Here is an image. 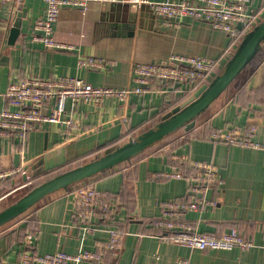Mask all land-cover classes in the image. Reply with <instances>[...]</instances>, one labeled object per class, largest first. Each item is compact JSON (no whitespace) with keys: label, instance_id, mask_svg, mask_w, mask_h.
Wrapping results in <instances>:
<instances>
[{"label":"crops","instance_id":"obj_1","mask_svg":"<svg viewBox=\"0 0 264 264\" xmlns=\"http://www.w3.org/2000/svg\"><path fill=\"white\" fill-rule=\"evenodd\" d=\"M253 5L260 22L264 19V0H253ZM45 9V0H0V110L8 107L5 93L14 80L72 75L94 85L122 87L130 80L134 61L160 60L173 53L217 59L198 88L221 74L245 36L232 38L210 22L192 18L178 25L163 24L147 5L138 12L131 3L94 1L85 11L62 8L54 36L73 47L54 49L34 39V23ZM16 21L20 22L19 34L11 40L10 29ZM81 53L106 56L117 63L106 70L81 68ZM180 95L168 88L133 95L128 104L107 99L99 105L80 102L74 110L69 104L68 110L80 120L69 133H63L59 124L44 123L30 130L23 143L0 137L4 168L22 166L30 175L27 178L16 173L0 179V212L49 179L44 178L51 173L137 139L161 121L172 109L168 103ZM251 126L264 141V40L250 62L196 117L186 142L172 144L187 134L180 127L131 159L51 192L0 224V264H20L25 230L37 231L34 250L38 253L77 252L81 246L94 248L97 240L107 239L112 226L124 231L119 256L106 257L102 264H150L155 255L160 256L158 264H264V150L208 137L216 127L243 131ZM61 148L68 161L42 172L44 164L60 160L62 153L57 151ZM46 154L51 155L48 161ZM197 162L217 165L224 182L208 193L216 203L188 210L185 224L217 234L236 228L253 240L252 247L192 250L167 242L166 231L154 224L162 214L163 202L188 200L185 179L160 173L176 168L190 173ZM88 183L113 193L118 206L96 219V228L84 234V225L74 216L72 187Z\"/></svg>","mask_w":264,"mask_h":264},{"label":"built area","instance_id":"obj_2","mask_svg":"<svg viewBox=\"0 0 264 264\" xmlns=\"http://www.w3.org/2000/svg\"><path fill=\"white\" fill-rule=\"evenodd\" d=\"M7 1V0H1ZM94 1L121 2L134 4L137 11L143 4L161 18L163 24H180L185 18L204 20L232 38H240L249 32L258 21V10L253 0H45L46 9L34 23V39L46 47L71 49L55 39V23L62 8L72 7L85 11ZM116 60L106 56L79 54L81 68L106 70L116 64ZM217 64V59L204 55L173 53L167 58L154 61H134L131 77L122 87L94 85L79 76L59 75L51 78L34 76L25 80L11 81L5 96L8 107L0 110V137L7 140L25 142L30 130L40 124H59L63 133H69L79 125V118L72 110L80 102L102 104L107 99L128 104L133 95L147 92L166 91L168 88L180 93L202 83ZM210 139L229 145L264 150V141L257 138L256 127L243 131L216 127L210 132ZM186 160V159H185ZM194 164H192L193 166ZM193 172L185 173L179 169L161 172L165 177L183 178L187 182L188 200L179 203L168 200L162 204V214L154 221L156 226L166 231L164 239L174 245L185 246L192 250L231 249L236 246L248 249L254 245L252 239L245 237L236 228L220 234L204 232L186 225L184 216L188 210H196L213 205L215 200L208 193L222 185L224 177L217 165L212 162H197ZM16 173L30 175L22 166L4 168L0 157V179ZM74 194V216L82 222L83 232L96 228V219L111 213L118 206V198L111 192L98 189L94 184L72 187ZM109 237L97 240L94 248L81 246L77 252L56 250L38 253L34 246L38 239L35 230H25L20 251V264H81L84 261L102 264L106 257L118 258L120 242L124 231L118 227L109 228ZM160 256L155 255L150 264H158Z\"/></svg>","mask_w":264,"mask_h":264},{"label":"water","instance_id":"obj_3","mask_svg":"<svg viewBox=\"0 0 264 264\" xmlns=\"http://www.w3.org/2000/svg\"><path fill=\"white\" fill-rule=\"evenodd\" d=\"M143 6H146V4H143L141 8ZM19 25L20 22L16 21L11 27V40H15L18 36ZM263 40L264 19L245 34L240 46L221 74L216 76L211 82L203 83L189 97L165 113L155 127L141 133L137 139H131L113 150L105 151L104 154L98 155L87 163L78 165L47 179L18 201L2 210L0 212V224L21 214L51 192L66 188L71 184L131 159L180 127H184L185 130L192 129L196 124V117L226 89L239 72L250 62L259 50ZM63 150L61 148L57 151L58 153H62L60 160L54 164L47 162V164L42 166V172L52 170L54 167L65 164L68 161ZM50 156V154H46L44 156L45 160L48 161Z\"/></svg>","mask_w":264,"mask_h":264},{"label":"trees","instance_id":"obj_4","mask_svg":"<svg viewBox=\"0 0 264 264\" xmlns=\"http://www.w3.org/2000/svg\"><path fill=\"white\" fill-rule=\"evenodd\" d=\"M224 71V70H223ZM222 71V72H223ZM201 83H198L196 85H194L193 87H191L188 91L182 93V95L178 96L177 98L173 99L171 102H169L168 108L170 107H174V105L176 106L178 103L182 102L184 99H186L187 97H189L197 88V86H199ZM166 108V109H168ZM192 130H187V134L185 135V137H177L175 140L172 141L173 146H177L183 142H186L188 137L190 136ZM209 137V135H208ZM116 147L112 148L111 150L115 149Z\"/></svg>","mask_w":264,"mask_h":264},{"label":"rangeland","instance_id":"obj_5","mask_svg":"<svg viewBox=\"0 0 264 264\" xmlns=\"http://www.w3.org/2000/svg\"><path fill=\"white\" fill-rule=\"evenodd\" d=\"M177 130V129H176ZM257 130V129H256ZM173 132H175V130L173 131ZM173 132H171V133H173ZM171 133H169L168 135H166V136H169ZM166 136L165 137H163V138H166ZM87 161H89V159L88 160H83V161H81V163L82 164H84V163H87ZM79 163V162H78ZM76 163V164H74V165H71V166H67V167H65V168H62L61 170H59V171H56V172H53V173H51V175L50 176H48V177H45L44 179H46V178H51V177H53V176H56L57 174H60V173H62V172H65V171H67V170H69V169H71V168H74V167H76V166H78V165H80L81 163Z\"/></svg>","mask_w":264,"mask_h":264}]
</instances>
